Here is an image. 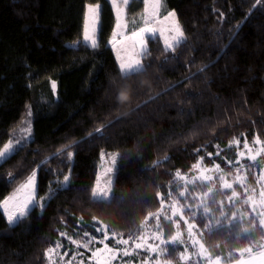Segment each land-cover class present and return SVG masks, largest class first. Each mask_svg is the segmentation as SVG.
Wrapping results in <instances>:
<instances>
[{
    "label": "trees",
    "instance_id": "obj_1",
    "mask_svg": "<svg viewBox=\"0 0 264 264\" xmlns=\"http://www.w3.org/2000/svg\"><path fill=\"white\" fill-rule=\"evenodd\" d=\"M164 2L175 11L187 44L177 47L173 58L160 37L148 39L143 63L151 67L124 80L109 45L116 25L109 0H0V150L29 111L32 125L26 146L0 163V201L32 170L38 173L37 197L46 198L43 212L33 209L15 227L0 209V264H47V249L66 237L101 239L95 230L101 223L109 233L136 239L145 231V216L160 207L157 191L167 197L171 185L173 198L185 203L176 193L177 171L189 173L199 157L209 166H225L237 159L230 142L254 136L264 141V8L253 9L254 0ZM89 3L101 5L95 48L82 43ZM132 3L142 10L143 0ZM122 91L127 99L118 98ZM101 127L102 138L96 133ZM66 151L73 153L71 160ZM113 152L118 153L114 197L111 203H93L89 192L101 157ZM156 161L163 163L153 167ZM261 161L264 155L247 163L253 181ZM69 169L70 185L56 191ZM196 190L206 189L188 188ZM195 222L203 228L199 216ZM164 234L167 238V224ZM262 235L234 229L205 232L201 240L212 257L223 252V262H230L236 248ZM166 248L173 260L183 251L181 245ZM229 251L232 259L226 258Z\"/></svg>",
    "mask_w": 264,
    "mask_h": 264
},
{
    "label": "snow or ice",
    "instance_id": "obj_2",
    "mask_svg": "<svg viewBox=\"0 0 264 264\" xmlns=\"http://www.w3.org/2000/svg\"><path fill=\"white\" fill-rule=\"evenodd\" d=\"M130 0H122L123 5L127 6ZM110 3L115 8V18L117 29H123L125 25L121 23V17L125 14L124 10L117 6V0H110ZM145 5L141 19L143 20V26L136 28L131 32V35L127 37L133 41V47L139 48V53L133 57H130L126 60L121 61L119 64V70L121 73V78L124 80L129 79L132 76H139L147 72V69L151 65H145L142 61L149 52L147 49L148 39L156 36L159 31L157 28L152 27L151 25L159 18V10L161 7V0H143ZM257 6L264 8V0H254L252 8L255 9ZM100 16H101V5L99 3H89L86 5V12L83 18L82 25V34L83 40L82 43L88 45L91 48L97 47V34L99 32L100 25ZM223 13H221V17ZM176 13L174 10L168 11L163 19L168 20L169 18H175ZM247 16L245 19L247 20ZM240 26H236V31H239ZM119 33L114 32L113 37L117 36ZM160 35H163L160 32ZM231 39L235 37L231 32H229ZM115 43V39L113 40ZM182 44H187L185 39L184 31L179 25L178 20L174 27H170L169 36L164 37V50L170 51L173 53V58H175L176 48ZM223 55V50L221 52ZM165 63L168 62V58L165 59ZM210 65H206L205 68H202L200 71L203 72ZM191 77H189L190 79ZM55 84H53V88ZM121 88H126L127 85H120ZM175 88V85L172 86ZM171 89L165 90V92ZM119 99H124V92L119 93ZM156 96H150V101H155ZM149 101H145V106ZM182 111V110H181ZM31 116V112L28 113ZM30 123V121H29ZM28 131V129H25ZM96 133L102 138L104 136L103 128H97ZM27 140H17L16 146H13L11 140L4 145L3 150H0V159H5L7 155L15 151L22 150L27 144ZM236 145H239V141H234ZM254 144L261 145V147L253 149L249 147L247 139H245L243 148L247 151V156L245 151L237 152V159L235 162L231 160H226L227 166L231 169L233 163L237 165L234 168V171L237 173L236 176L232 178V181L229 182L225 179L224 170L220 168L219 164H214L215 172H218L219 175L216 177L220 181V187L217 188L214 182L213 175H200L197 173L192 177H181L179 171L175 174L180 180L183 181V184H177L176 193L177 196L185 201L183 205H180L178 199L173 198V192L171 185H167L168 188L167 197L161 194L160 191L155 193L156 198L158 199L159 209L156 212H149L145 216L144 221L141 224V228L147 227L148 220H152L155 225V230L148 234V237L144 235H139L133 241L134 248L142 249L148 253L140 264H149V261H152V254H157V256H162L166 254V247L162 246H172L173 251L176 250L177 245L184 246L185 251L187 250L189 244L191 247L195 248L197 256L201 258L203 264H220L224 253L216 255L214 258L208 253V249L205 248L204 243L201 242V239L204 236V233L207 232L209 235L227 231L229 234L235 229L238 233L243 234L244 236L256 235L258 232H264V161H261V175L259 177L254 176L256 184L260 185L259 198H255V189L250 186H246L247 176L241 175L242 172H246L245 165L241 163V159L246 156V158L251 162H257V158L264 155V141L259 139V136H254ZM232 142H230L231 145ZM217 149L216 155H220V146L214 145ZM197 152L201 149H197ZM73 153L71 151H66L64 156L67 160H71ZM207 156L211 158L212 153H207ZM122 159V158H121ZM168 158L165 157V160ZM204 157H199V160L202 161ZM44 162H42L43 164ZM111 163L113 168H115L117 163V157L114 155L111 158ZM162 161H156L153 167H158L162 164ZM38 165V167H42ZM193 168L198 167V165H193ZM112 171V169H109ZM69 174L63 175V181L60 183V188L56 191H61L67 189L71 183ZM37 171L32 170L31 174L27 175L23 182L19 184L11 195L4 198L0 201V209H2V214L6 217V222L11 227L18 226V224L24 220L33 209H39L41 212L44 211L46 198L37 197L36 192V181H37ZM11 181H15L17 178L9 176ZM113 182L112 178L108 179L104 186H101L97 181L96 185L90 189L89 195L93 203H111L112 198L114 197L113 193ZM192 185L200 186L206 190L199 194L189 193L188 187ZM238 185L245 197L241 199V193L237 191L236 186ZM56 192L54 191L47 199H51ZM218 196H225V199H217ZM166 199L170 203L166 204ZM191 200V203L188 201ZM227 205V208L225 207ZM237 205H247L246 210H242ZM185 209H187L188 214L191 217V221L185 216ZM170 213V214H169ZM199 216L200 220L203 222V228H199L196 224V219ZM163 217L164 223L161 222ZM178 217V219H177ZM181 222L186 225V228L181 230ZM165 224H167L168 234L165 238L164 229ZM247 224V226H245ZM195 229V231H194ZM98 233H103L102 239H97L93 237L91 240L87 241L83 245L77 244L76 240H71L73 245L77 247H83L91 251V257L89 259H94L95 264H112L121 255L128 256L129 253V241L133 238L129 236L128 239H117V234L115 232L111 233L109 236L108 226L101 223L100 227L95 229ZM187 234V240L184 238V233ZM60 235H66L65 233H60ZM85 236L88 233H84ZM151 239L153 243H148V239ZM109 239H112L115 247H109V244L106 242ZM239 239V235L236 237ZM93 241L101 245V247H96L94 250L89 249V244ZM123 246V247H120ZM60 247V244L57 243L56 248L47 249L48 254L56 252V249ZM216 248L219 249L220 245L217 244ZM238 255L235 257L236 264H264V235L260 236L259 240L255 241L252 244H247L240 246L235 249ZM58 254V253H57ZM74 254L72 259H75ZM67 255V252L63 254ZM180 259L188 260L190 257L185 255V252L179 253ZM227 259L233 258V252L229 251L227 253ZM63 259V257H61ZM68 264H71V260L68 261ZM81 264L83 262L81 261ZM152 264H159V260L152 261ZM170 264V262H169ZM196 264H200V261H197Z\"/></svg>",
    "mask_w": 264,
    "mask_h": 264
},
{
    "label": "rangeland",
    "instance_id": "obj_3",
    "mask_svg": "<svg viewBox=\"0 0 264 264\" xmlns=\"http://www.w3.org/2000/svg\"><path fill=\"white\" fill-rule=\"evenodd\" d=\"M117 6L121 7L124 10L125 14L121 17V23L123 25H125V27L123 29H117L116 28L115 32H117L119 34L117 36H115V38L112 36V38L109 41V45L114 50V53H115L116 58L118 60V63L120 64L121 61L126 60L130 57H133L139 53V48L133 47V41L131 39H128L127 37H129L131 35V32L133 30H135L138 27L143 26V20L141 19V16L143 14V10H144L145 5L143 3L142 10L139 11L140 5L136 4V3L135 4L132 3V0H130L129 4L127 6L123 5L122 0H117ZM113 8H114V6H113ZM114 11H115V8H114ZM168 11H172V10H168L164 0H161V7L159 10V18L155 21V23H153L151 25L152 27H155L159 30L157 32L156 36H154V37H160L163 44H164V37L169 36L170 27H174L176 24V21L178 20L177 16L175 18H169L168 20H164L163 17ZM130 13H133V15L129 18ZM179 25L181 26L180 23H179ZM99 28H100V25H99ZM181 28H182V26H181ZM160 32H162L163 35H160ZM114 39H115V43H113ZM97 45H98V34H97ZM29 121H30V123H29ZM25 129H28V131H26ZM31 133H32L31 120H30V116H27L23 120V122L13 131L11 138L9 140L12 141L13 146L15 147L17 140H22V141L27 140L28 141L31 138ZM238 141H239V145H236L235 142H232L231 147L236 148L237 151H245L246 156H247V151L243 148L245 139L244 140H238ZM247 142H248L250 148L256 149V148L261 147V145L254 144L253 140H249V141L247 140ZM1 150H3V148ZM13 153H11V154H13ZM10 155H7L6 158H8ZM114 155L116 157H118V153H116V152L104 153L101 157V162H100L99 172H98V178H97V181L99 182V184L101 186H104L108 179L114 178V169L115 168H113V165L111 163V158ZM246 156L243 158H240L241 163L244 164L245 168H246V172H242L241 175L247 176L246 186H250L251 188L255 189V198L258 199L259 193H260V185L256 184L255 180L253 181V179H252L253 177H251L252 171L247 165V163L251 162V161H249L246 158ZM259 158L260 157H258L257 160ZM5 159H0V163H2ZM235 161H233V162H235ZM215 164H217V163H215ZM196 165H198V167L192 168V170L187 174H181L180 173V176L181 177L186 176V177L190 178L193 175H196L197 173H199L200 175H204V176L213 175L216 187L217 188L220 187V181L216 178L219 175V173L215 172L214 164L209 166L206 164L205 160L203 159L202 161H199ZM236 166L237 165H235V163H233V166L230 169L227 166V164L225 166L220 165V168L223 169L224 173L226 174L225 179L228 180L229 182H231L232 178L237 175V173L234 171V168ZM109 169H112V171H109ZM260 175H261V173H260ZM260 175L258 174V175H253V176L259 177ZM177 180H178L179 184H183V181L180 180L179 177H177ZM234 186H236L237 191L241 193V199H243L245 197V194L243 193L242 189L238 185H234ZM189 193H192V192H189ZM199 193H202V192L196 190L192 194L195 195V194H199ZM35 195L37 196V181H36ZM217 199H225V196L217 197ZM190 201H188V203H190ZM167 203H170V201L167 200L166 204ZM179 203H180V205L184 204L182 202H179ZM225 207L227 208V205H225ZM237 207H240L242 210H246L248 208L247 205H237ZM186 211H187V209H185L186 218L189 219V222H192L191 217L186 214ZM177 219H178V217H177ZM162 221H163V217L161 219V222ZM185 228H186V225H184L183 222H181V230L183 231ZM144 229H145V231L142 235H144L145 237H148V234L155 230L154 222L152 220H148L147 227ZM194 231H195V229H194ZM109 236H111V233H109ZM102 238H103V233H102ZM116 238L117 239H120V238L127 239V238H124L120 235H117ZM184 238H185V240H187L186 232L184 233ZM91 239H92L91 237L88 239H86V238H83V239L71 238V240H76L77 244H79V245H83L84 243H86L87 241H89ZM98 239H100V238H98ZM66 240L67 241L65 243L61 242V241L58 242L60 244V247L58 249H56V252H54L52 254H48V253L46 254L47 264H68V261H70V260H71V264H81V261L83 262V264H95L94 259H91V260L89 259V257H91V251H89L88 249H85L83 247H77L76 245H73L71 243V240H69V237H66ZM109 240L112 241V239H109ZM134 240L135 239H132L129 241L128 249H129L130 254L128 256L121 255L116 260H114L112 262V264H140V262L144 260V258L148 255V253L142 249H136L135 251H133V248H134L133 241ZM108 241H106V242H108ZM201 242H202V240H201ZM112 243H113V241H112ZM148 243H153V241L149 238ZM56 245H57V243L51 248L55 249ZM88 247H89V249L94 250L96 247H101V245H98V243L93 241L91 244H89ZM109 247H115L114 243L112 245L109 244ZM120 247H123V246H120ZM162 247H166V246H162ZM196 251L197 250L195 248L191 247L190 244H189L186 251H185V248L183 246L182 252H185V255L190 257V258L188 260H182V259H180V256L178 253L177 259L173 260V259L168 258V249L166 248V254L165 255L157 256V254H155V253L152 254V261L158 259L159 264H169V262H170V264H196L197 261H200V264H203V261L201 260V258L199 256H197ZM65 252H67L66 256L63 255ZM87 252H90L89 253L90 256H88ZM76 253H79V254L75 255V259H72V257ZM61 257H63V259H61ZM86 260H88V261H86ZM152 261H149V264H152ZM220 264H236V260L230 261V262H223V260H221Z\"/></svg>",
    "mask_w": 264,
    "mask_h": 264
},
{
    "label": "clouds",
    "instance_id": "obj_4",
    "mask_svg": "<svg viewBox=\"0 0 264 264\" xmlns=\"http://www.w3.org/2000/svg\"><path fill=\"white\" fill-rule=\"evenodd\" d=\"M128 97H127V95L126 94H124V99H127Z\"/></svg>",
    "mask_w": 264,
    "mask_h": 264
},
{
    "label": "crops",
    "instance_id": "obj_5",
    "mask_svg": "<svg viewBox=\"0 0 264 264\" xmlns=\"http://www.w3.org/2000/svg\"><path fill=\"white\" fill-rule=\"evenodd\" d=\"M115 31H116V27H115V30H114V32H115ZM114 32H113V33H114ZM112 36H113V35H112ZM111 38H112V37H111Z\"/></svg>",
    "mask_w": 264,
    "mask_h": 264
}]
</instances>
